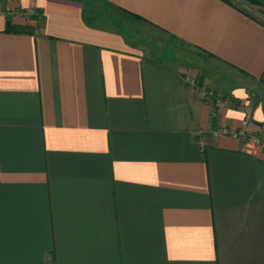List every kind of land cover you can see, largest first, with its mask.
<instances>
[{
  "label": "crops",
  "instance_id": "obj_1",
  "mask_svg": "<svg viewBox=\"0 0 264 264\" xmlns=\"http://www.w3.org/2000/svg\"><path fill=\"white\" fill-rule=\"evenodd\" d=\"M0 264H264V23L223 0H0Z\"/></svg>",
  "mask_w": 264,
  "mask_h": 264
},
{
  "label": "rangeland",
  "instance_id": "obj_2",
  "mask_svg": "<svg viewBox=\"0 0 264 264\" xmlns=\"http://www.w3.org/2000/svg\"><path fill=\"white\" fill-rule=\"evenodd\" d=\"M231 3L235 4V6L239 7L240 9H243L247 13H249L252 17L256 18L257 20L264 23V6H255L253 4H250L246 0H230ZM264 1V0H262ZM167 53L165 54V57H158L160 60H166V57L169 54L168 50L175 51L176 54L180 58L181 63L189 62L192 66H194V70H198L200 74H202L205 77L203 86H204V92L206 94L207 90H215L220 92V88L217 87V83L215 84V81L217 80V72L215 70L214 66H211L208 62H204L202 60H198L197 57H191L190 53L185 54V50L181 48H177L176 45L167 44L164 46ZM212 79L210 81V79ZM252 95L257 96L258 92L251 91ZM221 97V95L219 96Z\"/></svg>",
  "mask_w": 264,
  "mask_h": 264
},
{
  "label": "built area",
  "instance_id": "obj_3",
  "mask_svg": "<svg viewBox=\"0 0 264 264\" xmlns=\"http://www.w3.org/2000/svg\"><path fill=\"white\" fill-rule=\"evenodd\" d=\"M245 111L247 112V116L249 117L251 115V112H252L251 109H247ZM222 134H231V133L226 128L220 129V130H218V131L215 132V136L222 135ZM252 142L254 144H257V145H262L261 140H259L257 138L252 139Z\"/></svg>",
  "mask_w": 264,
  "mask_h": 264
},
{
  "label": "trees",
  "instance_id": "obj_4",
  "mask_svg": "<svg viewBox=\"0 0 264 264\" xmlns=\"http://www.w3.org/2000/svg\"><path fill=\"white\" fill-rule=\"evenodd\" d=\"M223 1H225L229 4L231 3L230 0H223ZM246 1L249 2L250 4L255 5V6H264V1H262V0H246Z\"/></svg>",
  "mask_w": 264,
  "mask_h": 264
}]
</instances>
